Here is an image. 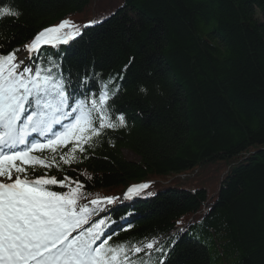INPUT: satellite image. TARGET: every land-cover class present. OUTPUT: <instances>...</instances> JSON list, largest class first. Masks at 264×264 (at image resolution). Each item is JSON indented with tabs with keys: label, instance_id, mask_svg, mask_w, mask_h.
<instances>
[{
	"label": "trees",
	"instance_id": "trees-1",
	"mask_svg": "<svg viewBox=\"0 0 264 264\" xmlns=\"http://www.w3.org/2000/svg\"><path fill=\"white\" fill-rule=\"evenodd\" d=\"M3 6L21 13L0 20V44L11 41L10 49L65 18L99 21L68 44L43 49L59 52L74 77L85 69L115 73L135 57L115 101L128 127L59 174L87 171L86 190L100 196L173 177L134 195L140 201L130 210L104 215L119 225L118 215L133 212L132 227L114 241L175 234L170 264H264V0H0ZM122 148L137 161L124 159Z\"/></svg>",
	"mask_w": 264,
	"mask_h": 264
},
{
	"label": "snow or ice",
	"instance_id": "snow-or-ice-1",
	"mask_svg": "<svg viewBox=\"0 0 264 264\" xmlns=\"http://www.w3.org/2000/svg\"><path fill=\"white\" fill-rule=\"evenodd\" d=\"M20 15L0 7V20ZM96 23L65 18L22 47L0 44V264H170L175 234L114 241L116 233L106 231L108 219L100 213L121 197L87 191L81 179H92L87 171L59 175L87 160L110 132L128 127L127 113L115 101L135 57L115 73L85 69L74 77L43 53L45 46L66 45ZM20 52L27 57L18 58ZM150 183L131 185L123 198Z\"/></svg>",
	"mask_w": 264,
	"mask_h": 264
},
{
	"label": "rangeland",
	"instance_id": "rangeland-1",
	"mask_svg": "<svg viewBox=\"0 0 264 264\" xmlns=\"http://www.w3.org/2000/svg\"><path fill=\"white\" fill-rule=\"evenodd\" d=\"M121 153L123 154L124 158H126V159H129V160H136V159H137V158H136L134 155H132V154L130 153V151L127 150L126 148H122V149H121ZM163 180H164V179H163Z\"/></svg>",
	"mask_w": 264,
	"mask_h": 264
},
{
	"label": "bare ground",
	"instance_id": "bare-ground-1",
	"mask_svg": "<svg viewBox=\"0 0 264 264\" xmlns=\"http://www.w3.org/2000/svg\"><path fill=\"white\" fill-rule=\"evenodd\" d=\"M30 39H31V38H29V40H30ZM29 40H28V41H29ZM24 44H25V43H24ZM24 44H23V45H24ZM23 45H22V46H23ZM22 46H21V47H22ZM55 53H56V52H54V54H52V56H54L55 59L57 60V62L60 63V59H62V58H61L60 55H59V56H56ZM18 58H20V59H25V58H26V54L24 55V54H22V52H20V53H18Z\"/></svg>",
	"mask_w": 264,
	"mask_h": 264
}]
</instances>
